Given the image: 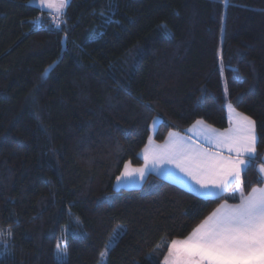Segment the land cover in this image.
<instances>
[{
	"label": "trees",
	"instance_id": "obj_1",
	"mask_svg": "<svg viewBox=\"0 0 264 264\" xmlns=\"http://www.w3.org/2000/svg\"><path fill=\"white\" fill-rule=\"evenodd\" d=\"M55 10L0 0V264H105L118 229L106 264H161L172 239L234 199L154 174L136 188L114 181L142 164L152 129L157 143L197 120L224 129L231 103L259 139L240 187L262 185L264 0H70Z\"/></svg>",
	"mask_w": 264,
	"mask_h": 264
},
{
	"label": "snow or ice",
	"instance_id": "obj_2",
	"mask_svg": "<svg viewBox=\"0 0 264 264\" xmlns=\"http://www.w3.org/2000/svg\"><path fill=\"white\" fill-rule=\"evenodd\" d=\"M36 2L29 0L30 4ZM38 2L44 5L46 0ZM68 2L60 0L61 9ZM227 108L231 114L230 127L217 133L206 126L209 131L204 136L209 144L227 148L228 156H222L219 151L185 146L176 140L163 149L159 146L157 149L148 146L144 149L145 167L136 169L141 178L149 163L153 166L174 164L192 184L199 186L197 189L188 185L189 191L201 197L216 196L226 191L233 181L240 189L239 203L219 205L200 220L184 239H172L164 264H264V187H253L247 195L240 188L241 172L246 171L255 159L259 146L256 122L236 111L231 103H227ZM196 125H204V121L197 120ZM173 135L169 133L170 137ZM3 235L0 233V237ZM7 235L11 238L13 234L8 232ZM0 243L6 241L0 239ZM66 253L65 248L61 254Z\"/></svg>",
	"mask_w": 264,
	"mask_h": 264
},
{
	"label": "crops",
	"instance_id": "obj_3",
	"mask_svg": "<svg viewBox=\"0 0 264 264\" xmlns=\"http://www.w3.org/2000/svg\"><path fill=\"white\" fill-rule=\"evenodd\" d=\"M46 3H47V5H49L47 1H46ZM33 6H35V5H33ZM35 7H37V6H35ZM38 8L41 10H49L50 11V9H48L47 6L44 8H40V7H38ZM230 115L231 114L227 108L228 125L224 129H218V128L212 127L205 122H204V125H196V121H195L189 127H187L185 130H183L181 132H171L174 135L172 137H170L168 134L166 139L161 143H157L153 140V133L155 131V128L152 129L151 135H150L151 141L148 140V142L146 143V145L143 147V149L140 152L142 164L138 167H133L130 164H125L123 169H122V172L118 176V177H120V179L117 180V178H116L114 181V187L115 188H136V187H139L144 182V180L146 179V177L149 174H154V175H156L162 179H165L167 181H170V182H172V183H174V184H176V185H178V186H180V187H182L188 191H189L188 185H192L193 187L198 189L199 186L192 184V182L189 180V178L184 176V174L181 173L179 171V169L175 167L174 164H160L157 166H153L151 163H149L147 166V169L145 170L144 177L141 178L140 174L136 171V169L145 167L144 149L146 146H148L152 149H157V146H159L160 149H163L165 146H170L171 142L173 140H176L180 143H183L185 146H191L192 148H205L211 152L219 151L222 156H228L229 153L227 151V148H221V147L209 144L208 141L205 139L204 133L209 131V128L206 126H210L211 129H215L217 131V133L223 132L226 128L230 127ZM194 125H195V127H194ZM231 155L234 156L235 154L232 153ZM262 168H264V157L262 159V162H260L257 166V171H258V173H259V175L263 181L262 185L259 187H264V171H261ZM123 173H128V175H126V176L122 175ZM225 193H229V195L234 199V201L224 202L222 204L231 205L234 203H239L240 189H238L237 183L235 181H233L231 183V185L227 188L226 191L219 192L218 195L210 197V198H216V197H219L221 195H224ZM194 194L199 196L198 193H194ZM202 198H206V197H202ZM164 259H163L161 264H164Z\"/></svg>",
	"mask_w": 264,
	"mask_h": 264
},
{
	"label": "rangeland",
	"instance_id": "obj_4",
	"mask_svg": "<svg viewBox=\"0 0 264 264\" xmlns=\"http://www.w3.org/2000/svg\"><path fill=\"white\" fill-rule=\"evenodd\" d=\"M46 1L48 2L49 5H47L46 2H45L44 5H40L39 2H38V0L33 5H35L37 7H40V8H44V7L47 6V8L50 9V10H54L55 8H57L56 11L54 12L55 15H57L62 10L61 7H60V0H46ZM118 231H119V229L116 230V233ZM116 233L112 237V239L110 240V242L108 243V246L104 249V251L101 254V257L105 260V264H106V259H107L108 252H109L110 248L114 245L116 239L119 236V233L117 235H116ZM58 246H59V248H58ZM63 247L65 249L64 243L62 241H59L58 244H57L56 250H55V257H56V259L58 261H64L65 260V255L63 257L60 256V255H62L61 253L63 252ZM59 253H60V255H59Z\"/></svg>",
	"mask_w": 264,
	"mask_h": 264
},
{
	"label": "built area",
	"instance_id": "obj_5",
	"mask_svg": "<svg viewBox=\"0 0 264 264\" xmlns=\"http://www.w3.org/2000/svg\"><path fill=\"white\" fill-rule=\"evenodd\" d=\"M60 20H54L52 23V27L58 29L60 27Z\"/></svg>",
	"mask_w": 264,
	"mask_h": 264
}]
</instances>
